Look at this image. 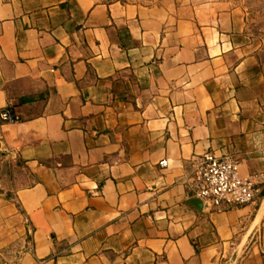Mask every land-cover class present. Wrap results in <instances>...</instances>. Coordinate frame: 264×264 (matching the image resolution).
<instances>
[{
  "label": "crops",
  "instance_id": "1",
  "mask_svg": "<svg viewBox=\"0 0 264 264\" xmlns=\"http://www.w3.org/2000/svg\"><path fill=\"white\" fill-rule=\"evenodd\" d=\"M3 109L0 264H264V55L225 1L0 0ZM206 153L254 203L194 206Z\"/></svg>",
  "mask_w": 264,
  "mask_h": 264
},
{
  "label": "built area",
  "instance_id": "2",
  "mask_svg": "<svg viewBox=\"0 0 264 264\" xmlns=\"http://www.w3.org/2000/svg\"><path fill=\"white\" fill-rule=\"evenodd\" d=\"M18 121L10 109L0 111L1 123ZM159 166L167 167V161L159 162ZM260 179V175L241 176L239 164L232 157L206 153L191 165L185 182L190 197L198 199L203 210L220 214L254 203Z\"/></svg>",
  "mask_w": 264,
  "mask_h": 264
},
{
  "label": "rangeland",
  "instance_id": "3",
  "mask_svg": "<svg viewBox=\"0 0 264 264\" xmlns=\"http://www.w3.org/2000/svg\"><path fill=\"white\" fill-rule=\"evenodd\" d=\"M242 19L243 31L264 55V0H223Z\"/></svg>",
  "mask_w": 264,
  "mask_h": 264
},
{
  "label": "water",
  "instance_id": "4",
  "mask_svg": "<svg viewBox=\"0 0 264 264\" xmlns=\"http://www.w3.org/2000/svg\"><path fill=\"white\" fill-rule=\"evenodd\" d=\"M190 201L194 204L195 207H201V203L198 199L192 198Z\"/></svg>",
  "mask_w": 264,
  "mask_h": 264
}]
</instances>
